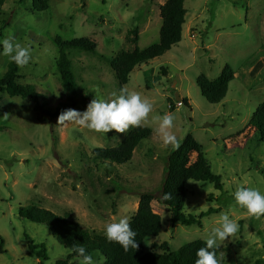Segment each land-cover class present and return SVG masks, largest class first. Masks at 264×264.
<instances>
[{"label":"rangeland","instance_id":"374dc122","mask_svg":"<svg viewBox=\"0 0 264 264\" xmlns=\"http://www.w3.org/2000/svg\"><path fill=\"white\" fill-rule=\"evenodd\" d=\"M165 2L49 0L47 10L37 11L32 0H4L0 39L12 36L31 47L32 59L20 68L18 81L43 94L49 112L68 100L56 69V38L95 42V52L69 51L79 83V103L65 110L82 112L96 96L107 99L119 93L121 85L110 65L119 52L145 49L160 41ZM185 8L182 41L161 57L137 65L123 85L153 104L142 124L153 134L137 146L127 163L100 159L94 151L117 147L132 126L123 133H95L73 123L60 124L59 116L35 111L29 98L0 89V236L4 243L0 264H55L70 253L46 225L21 219L20 207L46 208L78 221L92 234L104 235L107 223L124 216L132 219L145 192L156 196L152 208L162 218L160 234L145 239L148 251H164L153 249V243L167 241L172 250H178L189 242L206 240L213 221L227 212L240 228L221 242V264H264V216H249L231 195L239 184L264 191V141L250 125L256 108L264 102V0H186ZM134 30L137 43L133 42ZM9 63L0 56V78ZM227 64L235 78L225 99L211 103L203 97L197 78L205 74L215 80ZM176 92L181 100L176 99ZM164 113L175 116L171 131L180 145L192 134L211 169L222 177V189L211 182L187 183L185 214L219 208L203 218L202 226L173 224L170 208L158 201L167 157L174 149L164 146L155 132L158 125L152 117ZM196 157L191 155L192 163ZM25 234L45 244L46 260L30 255ZM93 258L96 264L105 263L100 252ZM81 259L74 257L70 262L80 264Z\"/></svg>","mask_w":264,"mask_h":264},{"label":"trees","instance_id":"16d2710c","mask_svg":"<svg viewBox=\"0 0 264 264\" xmlns=\"http://www.w3.org/2000/svg\"><path fill=\"white\" fill-rule=\"evenodd\" d=\"M23 0H19L22 2ZM186 0H166L161 6V16L163 24L160 30V41L154 43L145 49L136 47L132 51H121L114 57L110 65L114 70L116 77L123 88L130 80V74L133 69L148 61L161 57L172 47L182 41L183 25L185 23ZM4 0H0V5ZM32 7L37 11H45L49 8V0H32ZM1 17V11H0ZM6 24V23H5ZM135 34L133 42L139 40L137 30L131 32ZM1 37V35H0ZM1 40V39H0ZM56 44L59 48V55L56 61V69L64 90L68 95V100L61 103L55 112H49L46 109V102L43 101V94L36 91L31 84H21L18 79L20 68L10 62L8 70L0 78V89L6 90L11 96H21L29 98L34 104V110L50 117H58L67 107L77 105L79 102V83L77 81L73 65L69 59L71 49L82 50L85 52H95L96 44L85 38H78L64 41L62 38H56ZM2 46H0V51ZM163 73L167 74V69L163 68ZM235 78V73L230 65H226L221 75L215 79H209L205 74L197 78V84L205 97L211 103H219L225 99L229 85ZM187 104V100L183 99ZM173 110L175 106L170 105ZM40 121H44L41 117ZM250 125L253 126L259 135V140L264 141V102L255 110ZM153 134V130L147 126L132 127L124 140L117 147L100 148L94 151L100 159H108L118 164H124L132 160L137 146ZM196 154V160L191 162V155ZM190 180L211 182L216 189L223 188L222 177L216 174L210 167L205 158L202 145L194 138L192 134H187L183 143L178 149H173L167 157L166 176L163 181L161 197L159 203L170 208L173 224L180 222L186 226L203 225V218L216 213L219 208H209L207 211L200 212L198 215L185 214L183 208L187 197V183ZM170 193L171 198L164 200L162 196ZM156 196L152 192H145L141 195L139 208L136 214L130 220L132 229L137 233L135 237L137 247L124 248L115 242H109L105 235L92 234L84 228L78 221L56 214L53 211L30 205L19 208V217L32 223L46 225L53 233L54 237L70 253L65 259H59L55 264H74L70 260L79 257L73 249L76 246H83L87 252L94 257L95 252H100L105 257L104 264H195L197 259L196 252L199 248L205 247V240L199 239L189 242L178 250H172L169 242L162 244L153 243L152 248H161L163 252L148 251L145 246V239L149 236H158L162 230V218L152 208V201ZM213 194H210L211 201ZM28 243L30 255H35L41 260L48 258L47 248L44 243L38 244L29 235L25 234ZM3 239L0 236V252H4ZM217 256L220 258L221 249H216ZM81 258V257H80Z\"/></svg>","mask_w":264,"mask_h":264},{"label":"clouds","instance_id":"9594fccd","mask_svg":"<svg viewBox=\"0 0 264 264\" xmlns=\"http://www.w3.org/2000/svg\"><path fill=\"white\" fill-rule=\"evenodd\" d=\"M0 46H2L0 56L7 57L18 68H24L32 59L31 47L16 42L12 36L0 40ZM152 111L153 104L148 98L137 91L123 87L118 94L112 93L110 98L103 99L96 96L85 111L65 110L59 116V123H73L80 129H87L95 133H109L112 130L123 133L130 126H142ZM174 120L175 116L169 113L152 117V121L158 125L155 132L160 136L163 145H171L178 149L180 141L171 131L174 128ZM231 195L235 205L245 209L249 216L257 219L264 216V191L260 188L239 184L231 192ZM162 198L168 200L171 198V194L165 193ZM239 228V223L234 217H231L227 212H222L208 230L206 246L197 250L195 264H220L216 249L221 246V242L235 236ZM104 235L109 242L118 243L125 251L137 247L135 239L137 233L132 229L127 216L121 217L118 221L107 223ZM73 250L82 258L80 264H96L93 255L88 253L85 247L76 246Z\"/></svg>","mask_w":264,"mask_h":264},{"label":"water","instance_id":"95a60500","mask_svg":"<svg viewBox=\"0 0 264 264\" xmlns=\"http://www.w3.org/2000/svg\"><path fill=\"white\" fill-rule=\"evenodd\" d=\"M175 96H176V99H177V100H181V96L179 95L178 92H176Z\"/></svg>","mask_w":264,"mask_h":264}]
</instances>
